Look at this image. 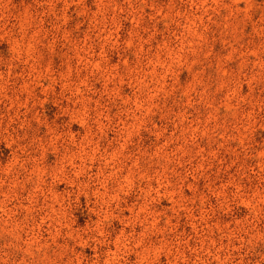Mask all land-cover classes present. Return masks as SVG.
Here are the masks:
<instances>
[{
  "label": "rangeland",
  "instance_id": "1",
  "mask_svg": "<svg viewBox=\"0 0 264 264\" xmlns=\"http://www.w3.org/2000/svg\"><path fill=\"white\" fill-rule=\"evenodd\" d=\"M0 264H264V0H0Z\"/></svg>",
  "mask_w": 264,
  "mask_h": 264
}]
</instances>
